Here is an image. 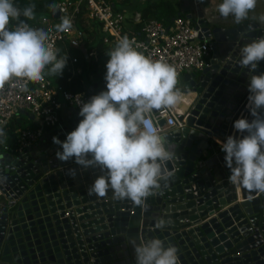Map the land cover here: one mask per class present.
<instances>
[{
  "label": "water",
  "instance_id": "obj_1",
  "mask_svg": "<svg viewBox=\"0 0 264 264\" xmlns=\"http://www.w3.org/2000/svg\"><path fill=\"white\" fill-rule=\"evenodd\" d=\"M193 21L199 40L211 42V57L201 71L184 73L181 89L190 106L177 115L182 127L161 134L175 152L166 185L146 207L110 193L90 195L100 169L56 156L60 145L52 138L63 141L81 119L68 108L33 145L19 153L0 149V175L7 177L0 183V264H135L132 242L154 238L175 246L178 264H264V194L239 187V196L212 140L232 135L239 117L252 119L247 85L253 73L238 61L240 49L264 29L253 21L216 26L200 11ZM255 71L264 72V60ZM100 77L89 95L105 89ZM19 114L33 120L25 110ZM160 218L163 229L155 226Z\"/></svg>",
  "mask_w": 264,
  "mask_h": 264
},
{
  "label": "clouds",
  "instance_id": "obj_2",
  "mask_svg": "<svg viewBox=\"0 0 264 264\" xmlns=\"http://www.w3.org/2000/svg\"><path fill=\"white\" fill-rule=\"evenodd\" d=\"M210 3L220 18L231 17L240 24L249 19L257 0H210ZM49 7L55 11L58 5L50 0ZM34 8V4L20 8L15 0H0V87L13 81L20 92H26L29 81L38 82L45 75L60 76L67 63V56L59 57L46 43L48 32L27 23L34 18ZM253 19L264 24V14ZM13 21L17 23L9 27ZM56 27L65 31L71 27V20L62 17ZM137 47L127 35L117 40L107 53L105 89L86 101H81L77 94L81 119L63 141L56 136L52 139L60 145L56 156L61 161L73 159L84 168L100 169L87 189L90 195L104 197L110 193L115 200L127 199L146 207L147 198L156 195L162 182L166 185L171 177L166 165L175 157L146 115L162 108L187 110L190 105L186 90L177 87L176 69L153 60ZM262 60L264 36L240 49L239 66L253 73L247 85V107L252 119H236L233 127L241 135L217 140L230 170L228 182L257 194H264V72L255 71ZM6 179L0 175V183ZM155 226L165 228V219H158ZM132 244L135 264H178L175 246H166L158 238Z\"/></svg>",
  "mask_w": 264,
  "mask_h": 264
},
{
  "label": "built area",
  "instance_id": "obj_3",
  "mask_svg": "<svg viewBox=\"0 0 264 264\" xmlns=\"http://www.w3.org/2000/svg\"><path fill=\"white\" fill-rule=\"evenodd\" d=\"M218 2V0H217ZM58 17L47 21L45 18L27 21L30 27L44 28L48 32L46 43L54 50L62 45L64 51L75 49L84 51L85 36L78 27V15L85 9V18L99 25L103 43L115 47L117 40L127 35L135 41L137 50L151 57L153 60L163 61L172 65L177 76L184 73L197 72L208 66L211 57V42L199 40V31L195 28L192 19L179 17L170 26H165L161 21L150 19L143 22L138 30L126 26L123 11L114 8L110 0H56ZM71 20V27L65 31L57 30V25L62 17ZM15 24L10 23L9 27ZM77 63L76 58H71L69 65ZM26 92H20L15 82L10 81L0 87V127L18 117L21 110L33 116L35 126L17 130L15 152L33 145L42 134L60 121L61 108H74L79 111L81 101H86L88 93H71L56 86L45 75L40 81H29ZM179 114V113H178ZM176 110L160 109L151 111L146 119L153 128L162 134L170 127H182V122L177 120ZM164 120V126L160 121Z\"/></svg>",
  "mask_w": 264,
  "mask_h": 264
},
{
  "label": "trees",
  "instance_id": "obj_4",
  "mask_svg": "<svg viewBox=\"0 0 264 264\" xmlns=\"http://www.w3.org/2000/svg\"><path fill=\"white\" fill-rule=\"evenodd\" d=\"M114 8L118 11H123L126 7H136L137 3L144 4L139 9L140 21L133 25L135 30L145 21L150 19H155L161 21L166 27L170 26L172 22L183 17L179 14L173 4L168 0H110ZM16 4L20 8H24L30 4H34V18H48L51 19L52 13L54 12L52 8L49 7L50 0H15ZM51 2L56 3V0H51ZM136 2V4H133ZM85 9L83 8L78 15V27L83 30L84 38L87 46L86 54H80L75 49H68L65 52L60 45L58 48V56H69L76 57L77 63L74 65H69L67 62L63 72L60 76H52V81L56 86L63 88L64 90L71 93H87L85 85L89 83V76L95 73V71L101 72V80H104L105 74V61L100 60L101 54L108 50L106 44L103 43L102 35L100 33L99 25L91 20H88L84 16ZM25 20V18H21ZM112 47L111 49H113ZM94 49L97 53L96 61L87 58L88 53ZM68 59V57H67ZM81 65V66H80ZM100 66V67H99ZM81 67L80 72L73 71L74 68ZM90 98L91 95L88 94ZM19 120L12 119L3 127V135L0 138V148L5 151H14L16 148V134L15 131L18 129L25 128L26 123H31L22 115H18ZM26 122V123H25ZM33 128V127H32ZM3 141V142H2Z\"/></svg>",
  "mask_w": 264,
  "mask_h": 264
},
{
  "label": "crops",
  "instance_id": "obj_5",
  "mask_svg": "<svg viewBox=\"0 0 264 264\" xmlns=\"http://www.w3.org/2000/svg\"><path fill=\"white\" fill-rule=\"evenodd\" d=\"M168 1H170L173 4V6L175 7L176 11L179 14H181L184 18H187V16H191V19L194 20L196 18V13L198 11H200V12H202L203 17L205 18V20L214 23V25H216V26H225V25L233 22V20H232L231 17H229L227 19H224V18H220L218 16V14H215L212 11V9H213L214 6H213L212 3H210V0H168ZM139 9L140 8L134 7V6H132V7H126L125 9H123V13H124L125 19H126L125 23H126V26L127 27H132L133 28V25L136 24V23H138L140 21ZM205 9H208V11L205 12L204 11ZM128 14H130L131 20H129ZM261 14H264V0H257L255 9L252 12H250L249 19L248 20H245V21L257 22L264 29V24H261V23L258 22V20L253 19V17H258ZM40 19H42V18L40 17ZM45 19L47 21H49L48 18H45ZM35 20H39V18L36 17V18H33L32 20H29V21H35ZM13 23H17V21H13ZM60 47H62V49L64 48L63 46H60ZM60 47H58V48H60ZM107 47L109 49L106 50V51H104L101 54L100 58H99L100 60L105 61V63H106V61L108 59L107 53L112 50L110 46L107 45ZM86 50H87V46H86V42H84V51H82V52H80L78 50L77 51L80 54L82 53L83 55H85L86 54ZM69 56H67L68 57V59H67V62L68 63H69V61H70L71 58H76L74 56L73 57H69ZM87 58H89V59H91L93 61H96V58H97L96 51L94 49H92L88 53ZM73 71H75L76 73L77 72H80L81 71V67L74 68ZM97 75H101V72H99L98 70L95 71V73H93L92 75L89 76V83L85 85L86 90H88L92 86L93 83L98 82V80L96 78ZM183 75L184 74H182L180 76H177V87L180 88V89L182 88V85H183ZM47 76L52 80V76H49V75H47ZM186 99H187V97H186ZM67 109L68 108H66L65 106H63L61 108L60 116H62L67 111ZM180 110H182V112H180ZM184 111H185V109H177L176 110L177 114L178 113H183ZM23 117L26 118L25 116H23ZM14 119L15 120H19L18 117L14 118ZM26 119L28 121H30L31 123H26L25 122L27 124V125H25V127L32 128V127L35 126L34 120H30L29 118H26ZM17 130L15 131V134L17 133ZM234 131H235V129L233 128L232 135L234 134ZM0 138H1V136H0ZM212 140H214V141L217 142L216 138H214V137L212 138ZM0 144L4 145V143H1V142H0ZM4 146H6V145H4ZM237 190H238V194L240 196L239 187H237Z\"/></svg>",
  "mask_w": 264,
  "mask_h": 264
},
{
  "label": "rangeland",
  "instance_id": "obj_6",
  "mask_svg": "<svg viewBox=\"0 0 264 264\" xmlns=\"http://www.w3.org/2000/svg\"><path fill=\"white\" fill-rule=\"evenodd\" d=\"M133 4H136V2H133ZM143 5L144 4H142V3H137L136 7L141 8ZM128 18H129V20H131L130 14H128Z\"/></svg>",
  "mask_w": 264,
  "mask_h": 264
},
{
  "label": "bare ground",
  "instance_id": "obj_7",
  "mask_svg": "<svg viewBox=\"0 0 264 264\" xmlns=\"http://www.w3.org/2000/svg\"><path fill=\"white\" fill-rule=\"evenodd\" d=\"M180 112H182V110H180Z\"/></svg>",
  "mask_w": 264,
  "mask_h": 264
}]
</instances>
